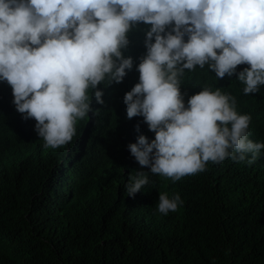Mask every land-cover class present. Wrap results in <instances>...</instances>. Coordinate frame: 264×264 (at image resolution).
Returning <instances> with one entry per match:
<instances>
[{
  "label": "clouds",
  "instance_id": "1",
  "mask_svg": "<svg viewBox=\"0 0 264 264\" xmlns=\"http://www.w3.org/2000/svg\"><path fill=\"white\" fill-rule=\"evenodd\" d=\"M208 172L264 187V0H0V226L17 188L30 232L2 264L145 258Z\"/></svg>",
  "mask_w": 264,
  "mask_h": 264
},
{
  "label": "trees",
  "instance_id": "2",
  "mask_svg": "<svg viewBox=\"0 0 264 264\" xmlns=\"http://www.w3.org/2000/svg\"><path fill=\"white\" fill-rule=\"evenodd\" d=\"M211 175L208 172L182 185L183 196L190 209L188 217L185 214L183 220L176 222L167 235L161 234L160 245L154 252L145 258H124L127 264H264V246L253 244L251 237L245 238L249 236L252 223L259 222V217L264 220V187H259L257 199L246 205L249 188L244 192V202L234 198L225 188L214 185ZM23 194L17 188L12 190L14 207L9 218L0 226V232L11 231L30 236L26 224L20 220L26 213ZM238 203L244 206H238ZM190 218L195 220L194 226ZM245 218H249L250 223ZM225 222L229 228H224ZM31 237L41 256L47 246L34 235L31 234ZM239 237L244 238L242 256L231 260L230 256L239 252L242 246L238 242ZM43 261L45 264H64L54 253L52 256L43 254Z\"/></svg>",
  "mask_w": 264,
  "mask_h": 264
},
{
  "label": "bare ground",
  "instance_id": "3",
  "mask_svg": "<svg viewBox=\"0 0 264 264\" xmlns=\"http://www.w3.org/2000/svg\"><path fill=\"white\" fill-rule=\"evenodd\" d=\"M26 145V143H24Z\"/></svg>",
  "mask_w": 264,
  "mask_h": 264
}]
</instances>
